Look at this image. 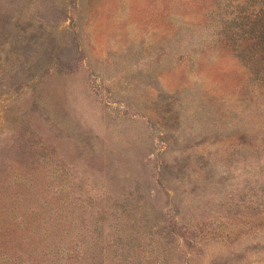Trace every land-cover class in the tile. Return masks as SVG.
Listing matches in <instances>:
<instances>
[{"label":"rangeland","instance_id":"rangeland-1","mask_svg":"<svg viewBox=\"0 0 264 264\" xmlns=\"http://www.w3.org/2000/svg\"><path fill=\"white\" fill-rule=\"evenodd\" d=\"M0 264H264V0H0Z\"/></svg>","mask_w":264,"mask_h":264}]
</instances>
